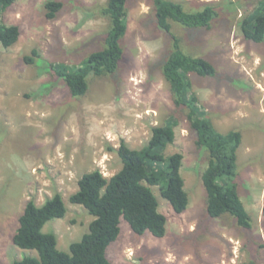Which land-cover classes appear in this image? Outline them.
Instances as JSON below:
<instances>
[{
  "label": "rangeland",
  "instance_id": "obj_1",
  "mask_svg": "<svg viewBox=\"0 0 264 264\" xmlns=\"http://www.w3.org/2000/svg\"><path fill=\"white\" fill-rule=\"evenodd\" d=\"M50 0H18L1 24L20 30L16 44H0V264H13L36 251L13 244L19 218L29 200L37 206L60 193L66 216L49 221L57 248L69 252L89 232L93 217L70 203L83 175L99 170L106 178L122 168L115 151L121 140L144 147L154 127L174 118L175 141L165 155H183L182 176L189 206L176 214L151 187L167 219L163 238L138 236L122 219L120 235L106 250L112 264H264V42L247 40L241 22L262 0H172L187 11L215 6L211 27L190 29L172 23L186 53L209 61L214 77L190 75L199 105L221 133L239 131L236 184L252 221L250 229L234 217L213 219L206 211L202 174L207 154L194 143L187 109L177 106L162 66L173 51L170 34L159 29L153 0H127L124 54L112 76L90 77L87 93L72 97L46 64L76 66L104 47L107 18L97 13L107 0H54L62 9L46 17ZM93 12L97 14H93ZM260 13V12H259ZM36 51L39 64L25 63ZM40 65V66H39Z\"/></svg>",
  "mask_w": 264,
  "mask_h": 264
},
{
  "label": "trees",
  "instance_id": "obj_2",
  "mask_svg": "<svg viewBox=\"0 0 264 264\" xmlns=\"http://www.w3.org/2000/svg\"><path fill=\"white\" fill-rule=\"evenodd\" d=\"M17 1L0 0V18ZM126 5L127 0H107L105 6L98 9L97 13L109 22L102 50L90 54L76 66L46 64L40 72L52 73L54 78L62 80L74 98L87 93L90 77L112 76L124 54L120 41L127 31ZM153 5L158 28L170 34L174 43L173 51L162 66V76L169 84L175 104L188 111L195 145L207 154L208 163L202 174L207 214L213 219L234 217L238 226L248 230L252 227L251 217L241 201L235 180L242 135L239 131L221 133L206 119L198 96L193 92L190 75L214 77L217 71L206 59L186 53L181 39L172 32L174 22L190 29H209L219 13L211 4L195 11H187L182 3L172 0H153ZM62 6L61 2L48 1L46 17L55 19ZM241 23L247 40L263 43L264 0L260 2L259 10ZM19 36L17 26L0 23L2 47H12ZM37 57V52L33 51V56L24 58L25 63L41 64L40 60L36 61ZM176 124L177 121L171 118L163 126L154 127L148 143L138 150L131 149L121 140L115 151L122 168L112 177L106 178L95 170L80 178L78 189L69 200L84 207L93 220L89 232L79 242L72 243L69 252L58 250L55 234L43 231L49 221L66 216L67 208L61 194L55 193L41 206L29 200L12 241L20 249L36 251L38 257L26 256L13 264H112L106 250L119 237L122 219L138 236L150 233L163 238L167 232V219L160 212L151 187H159L162 198L176 214L184 213L189 206L182 176L184 157L180 153L164 154L175 141Z\"/></svg>",
  "mask_w": 264,
  "mask_h": 264
}]
</instances>
